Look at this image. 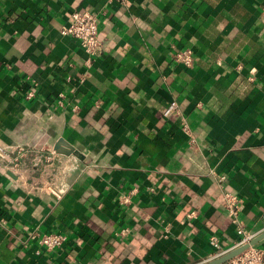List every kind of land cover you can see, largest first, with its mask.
Returning <instances> with one entry per match:
<instances>
[{"label":"crops","instance_id":"1","mask_svg":"<svg viewBox=\"0 0 264 264\" xmlns=\"http://www.w3.org/2000/svg\"><path fill=\"white\" fill-rule=\"evenodd\" d=\"M75 10L98 19L88 63ZM0 146L53 156L51 184L0 158V264H202L238 238L224 191L260 234L264 0H0Z\"/></svg>","mask_w":264,"mask_h":264},{"label":"built area","instance_id":"2","mask_svg":"<svg viewBox=\"0 0 264 264\" xmlns=\"http://www.w3.org/2000/svg\"><path fill=\"white\" fill-rule=\"evenodd\" d=\"M71 18L67 24L63 25L60 32L64 35H69L76 39L81 48L87 54L86 62L99 55L103 49V43L98 38V19L97 15L89 10H75L71 13ZM173 59L176 63H179L185 67H190L193 64V54L188 48L179 50L173 53ZM177 102L172 101L163 111V116H168L173 111L177 110ZM183 130L189 133L187 127L183 126ZM0 158L9 162L13 167H20L22 165H28L34 170H39V173H45L43 176L48 183H52L53 179V156H44L38 153L37 150H33L26 146H18L14 150L3 148L0 146ZM42 178V177H41ZM224 176L219 177L221 181ZM47 185V184H46ZM59 198V195L54 192ZM221 201L223 208L231 221L235 226L237 240L234 245L229 249L239 247L247 243L253 235L244 229L243 223L239 218V214L242 207V199L228 191L222 193ZM123 203L127 202V197L122 199ZM31 239H36L37 243L47 249L52 250L60 248L66 240V235L57 232H46L39 234L34 232L30 235ZM208 242L212 247L211 258L221 256L229 250H223L221 243L216 235H210ZM230 264H264V249L257 246H250L243 250L240 254L230 259Z\"/></svg>","mask_w":264,"mask_h":264},{"label":"water","instance_id":"3","mask_svg":"<svg viewBox=\"0 0 264 264\" xmlns=\"http://www.w3.org/2000/svg\"><path fill=\"white\" fill-rule=\"evenodd\" d=\"M263 238H264V231L261 232L260 234L255 235L254 237H252L247 243H245L239 247L233 248V249L225 252L221 256L215 257V258H213L207 262H204L202 264H222V263H225V262L229 261L230 259L234 258L235 256H237L238 254H240L243 250L247 249L248 247L256 245Z\"/></svg>","mask_w":264,"mask_h":264}]
</instances>
